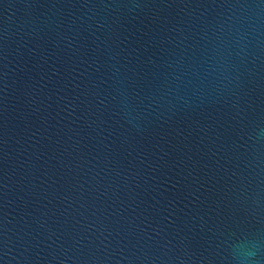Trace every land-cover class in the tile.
I'll use <instances>...</instances> for the list:
<instances>
[{"label": "water", "instance_id": "1", "mask_svg": "<svg viewBox=\"0 0 264 264\" xmlns=\"http://www.w3.org/2000/svg\"><path fill=\"white\" fill-rule=\"evenodd\" d=\"M0 264H264V0H0Z\"/></svg>", "mask_w": 264, "mask_h": 264}]
</instances>
